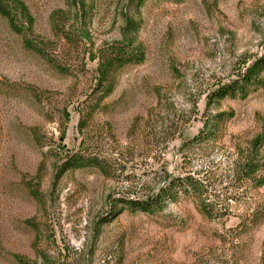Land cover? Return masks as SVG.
Listing matches in <instances>:
<instances>
[{"label":"rangeland","instance_id":"obj_1","mask_svg":"<svg viewBox=\"0 0 264 264\" xmlns=\"http://www.w3.org/2000/svg\"><path fill=\"white\" fill-rule=\"evenodd\" d=\"M23 1L45 55L0 16V264H264V186L239 170L264 126V88L214 96L264 54V0ZM126 17L145 58L115 68L101 98L96 57ZM75 153L103 168L55 180ZM186 174L204 181L208 216L191 194L155 215L123 209Z\"/></svg>","mask_w":264,"mask_h":264},{"label":"trees","instance_id":"obj_2","mask_svg":"<svg viewBox=\"0 0 264 264\" xmlns=\"http://www.w3.org/2000/svg\"><path fill=\"white\" fill-rule=\"evenodd\" d=\"M138 3L143 0H135ZM76 4L84 7L83 0H74ZM0 16L5 19L9 29L23 35V45L25 48L44 56V43L37 40L33 35L34 17L23 0H0ZM139 29V23L130 18H125L122 28L121 39L118 42L106 46L99 51L97 58V86L101 89V98L108 96L112 90L114 81L110 77L115 68L128 64H139L145 58L143 46L137 42L135 34ZM244 62L242 71L237 75V79L221 86L216 90V98H245L250 89L264 88V54L256 58L249 64ZM57 70L65 72L63 68L56 65ZM33 93V90H29ZM36 96L35 92L33 93ZM225 114H216L209 120H206L201 131L193 137L192 141L207 140L212 134H215L216 126L225 120ZM264 145V126L260 133L251 141L249 154L244 157L240 163L239 170L243 180L251 182L257 187L264 186V155L261 154V147ZM88 165H93L99 169L103 165L95 157H83L80 154H72L67 157L61 164L56 166L54 178L59 179L66 170H75ZM38 184L32 182L26 183L28 193L36 198L39 196ZM206 185L202 179L193 177L191 174L175 176L169 179L168 183L158 189L156 193L147 199L125 200L123 209L135 213L141 212L149 215H155L162 212L169 203H174L179 195L191 194L199 197V209L205 216L209 214V205L205 197L207 191ZM33 225L32 222H28ZM32 223V224H31ZM34 227V226H33ZM18 264H58L51 256L39 254L40 262L29 261L21 256H14Z\"/></svg>","mask_w":264,"mask_h":264}]
</instances>
